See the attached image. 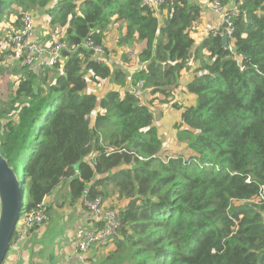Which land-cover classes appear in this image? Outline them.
<instances>
[{
    "label": "trees",
    "instance_id": "1",
    "mask_svg": "<svg viewBox=\"0 0 264 264\" xmlns=\"http://www.w3.org/2000/svg\"><path fill=\"white\" fill-rule=\"evenodd\" d=\"M202 1L214 0H0V151L24 177V209L65 180L81 205L126 200L112 248L90 264H264V0H218L231 33L197 43ZM23 13L45 15L65 44L38 72L1 48ZM114 25L120 62L105 45ZM131 57L139 66L128 70ZM192 61L194 103L171 102ZM88 81L118 87L97 95ZM140 85L153 87L149 103L161 94L159 108L181 110L184 152L164 149Z\"/></svg>",
    "mask_w": 264,
    "mask_h": 264
},
{
    "label": "built area",
    "instance_id": "2",
    "mask_svg": "<svg viewBox=\"0 0 264 264\" xmlns=\"http://www.w3.org/2000/svg\"><path fill=\"white\" fill-rule=\"evenodd\" d=\"M164 0H144L145 4L156 8L161 5ZM210 6L221 12L222 22L218 27L221 33L230 34L231 29H225L223 24L230 22V17L227 15L228 8L221 4L220 1L214 0ZM22 23L18 30L7 36V43L11 47L9 57L13 60H18L21 57L22 61L30 66L35 72L40 69L52 66L59 58L60 51L65 44L56 40L49 46H40L36 39L29 37L31 30H33V15L30 13H23ZM97 54L103 52L102 45H93L91 41L87 42ZM28 51V53L26 52ZM131 55L132 53L129 52ZM101 60L100 58H97ZM142 86L140 85L135 91L138 96ZM86 191V190H85ZM82 207L87 213L88 221L95 226L100 224V227L85 231L84 233H77L76 237V252L79 258L82 259L89 248L97 245H102L110 240L111 236L116 233L120 226V212L119 208L111 207L105 204L101 197L97 196L92 199H84ZM47 218L45 198L34 208L22 209V212L16 223L14 240H11L10 249H17L18 243L27 235V233L34 227L42 226Z\"/></svg>",
    "mask_w": 264,
    "mask_h": 264
},
{
    "label": "crops",
    "instance_id": "3",
    "mask_svg": "<svg viewBox=\"0 0 264 264\" xmlns=\"http://www.w3.org/2000/svg\"><path fill=\"white\" fill-rule=\"evenodd\" d=\"M202 7H203V11L201 13L200 16V20L197 23V28L194 32V37H195V33H201V37L202 38L205 33L207 31H212V30H216L218 29V27L221 25L222 22V17H221V12L214 10L211 6L210 3L206 2V1H202ZM43 14H34V27H35V32L36 35L40 38L43 39V36L46 37L45 41L49 40L48 37L52 31V29L47 25V21L43 20V23L38 25V20H41V18L43 19ZM115 28V27H114ZM116 29H118L116 27ZM51 30V31H50ZM109 33V32H108ZM199 38V39H200ZM107 39H108V34H107ZM199 39H196V42L198 43ZM142 44V43H141ZM46 45H48L46 43ZM105 45L108 46V43L105 42ZM113 51V55H111L110 57L113 58L114 62H120V57H119V48L117 46H110ZM204 53L208 54V51L204 50ZM190 64V68L188 70H183L181 72V79H180V85L176 88V90L173 93L172 96V100L171 102H177L183 105L184 102H186V105L191 104L192 102L194 103V95L192 93H190L187 88H186V84L192 79L193 77V71L194 69L199 65V62H195L192 61L189 63ZM139 64L137 63L136 59L134 57H132L130 59V61L127 63L126 68L128 70H133L135 68H137ZM93 83L91 82V85ZM101 87V86H100ZM117 88L118 85L112 84V83H108L105 82L104 87L102 92L105 89L108 88ZM98 89H93L91 86H89V84L87 83V91L89 92H93V94H97L98 93ZM100 92V93H102ZM100 95V94H97ZM170 103H166V104H171ZM182 102V103H181ZM158 106V105H157ZM162 108H160L161 114L160 117L158 119H156L157 121L161 118V123L166 127V128H174V124L175 122H179L180 121V111L178 114V117L174 116L171 119L169 118V116H166L162 110ZM159 128H158V132H159ZM174 137L176 139V129L174 132ZM177 141V140H176ZM50 197H56V192L52 193L50 195H48L45 198V203H46V208H47V214H48V208L51 205V199ZM104 202L106 205L112 206L114 205L115 207H120L122 208L123 205L126 203V200H117L116 198V194H114L113 196H111L110 198H106L104 199ZM56 206H58L57 202H53ZM79 208V211L82 210V212H79V219L77 221L76 224V228H83L86 227L85 230H91L94 227V224L90 223L88 221V216L86 215L87 213L84 212L83 207L81 204H79V202H76ZM112 204V205H111ZM46 224L40 226L39 228L29 231L27 234V238L25 239L22 248H21V255L18 254L19 250L18 248L15 249H10V259H9V264H13L15 259H17L18 256L27 258L29 254H31V256L36 260L39 261H35V262H41L44 263V261H47L50 259H53V261H57L58 264H74L73 261H79V255L76 252V240H75V236H73L72 239L69 238V242L66 244L65 241H62V239H59L57 241L56 244V248L55 251H51L52 253H50V251H45L44 248V244L45 242L51 238V234L47 233L46 231L44 232L43 230H46ZM45 235V241L43 243H40L39 241L42 239V237ZM112 245V244H110ZM94 248L89 249L87 251V253L84 255L83 258L87 257H91L93 260L97 259L100 254L103 252V248L102 246L97 247V246H93ZM112 248V246H111ZM110 248V249H111ZM110 249H106L107 251ZM46 255V256H45ZM40 257V258H39ZM42 257V258H41ZM45 258V259H44ZM82 258V259H83ZM88 261V260H87ZM63 262V263H62ZM75 263V264H76Z\"/></svg>",
    "mask_w": 264,
    "mask_h": 264
},
{
    "label": "rangeland",
    "instance_id": "4",
    "mask_svg": "<svg viewBox=\"0 0 264 264\" xmlns=\"http://www.w3.org/2000/svg\"><path fill=\"white\" fill-rule=\"evenodd\" d=\"M43 20H47L45 15L43 16V19L41 18V20H38V25L42 24ZM34 21H35V19L33 17V30H31V33H30L29 37L31 39H36L39 42L40 46L41 45L43 47L49 46L51 44V42H53L54 40H57L59 38L61 32H60V28L59 29L57 28L56 30H52V31L50 30L51 33H50V35L48 37L49 40L45 41L44 40V38H45L44 36H43V39H40L36 35V32H35ZM119 35H120L119 34V30L116 29V25L112 26V28L109 30V33H108V39L105 41L106 43H108V50H112V52L111 51L109 52L110 56L113 55V49L110 46H117L116 42H117V39H118ZM205 35H206V33H205ZM200 37H201V33H195V38L196 39H199ZM46 43L48 45H46ZM7 46H8V43L4 42L2 44L1 48L2 49H6ZM143 46H144V44H139V45L137 44V46H136V48L134 50L135 53H136V51H138ZM26 52L28 53V51H26ZM91 82L92 81H88L87 83L93 89L100 88L98 91H102L103 90V87L97 86V85H95V83H93L91 85ZM147 98L149 99V95H148ZM162 98H163L162 95L158 94L157 95V100L158 101L156 100L153 104L155 106L159 105V100L162 99ZM183 105H186V102H184ZM161 108H162L161 109L162 112L166 116H169L170 119L172 117H174V116L178 117L179 111L181 112V110H179L177 108H173L169 104H166V103L162 104ZM155 123L157 124V126H158V128L160 130L159 131V135L161 137V140L163 142V146H164L165 150H167L169 153H173V152H176V151H181V152L185 151L184 147L177 143V141H176V139L174 137L175 129H173V127L172 128H166L161 123V118L158 121H156ZM175 123H177V122H175ZM68 183H69V180L63 181L58 186V188L56 190V197H50L52 202H51V205L48 208L47 218L45 219V221L42 224V225L46 224V227H47V229L43 230V231L44 232L46 231L47 233L51 234V238L48 239L45 242V244H44L45 251L49 250L50 253H52L51 251H53V250L55 251L56 244H57V241L59 239H62V241H65V243L67 244L69 242V238L72 239L73 236H75L77 233H79V232L84 233L85 231H88V230H85L86 227L78 228V229L76 228V224H77V221L79 219V212H82V210L79 211L78 205L76 203V202H79V201L70 200V195H69V190H68V188H69ZM53 202H57L58 206H56ZM24 204H25V200L23 201L22 205H24ZM79 204H80V202H79ZM84 212H85V210H84ZM27 235L18 243L17 248L19 250L18 254H20V255H21L22 245H23L25 239L27 238ZM43 240L45 241V235L42 237V239L39 242L43 243L44 242ZM75 240H76V237H75ZM110 244H112V241L108 240L107 243L102 245V247H104V248L102 249L103 252L101 254L107 252L106 249H110L111 248L112 245H110ZM10 251L11 250L9 248V250L7 252V255H6V258H5V263L4 264H9ZM19 258H21V256H18L17 259H15L13 264H16ZM88 258L89 257L87 255V257L77 261V263H76V261H73V262H74V264L75 263L76 264H90L89 261H87V260H89ZM32 260L39 261V260H36V258L34 259L33 257H32ZM44 263L58 264L56 260L55 261H53V259L48 260V258H47V261L46 260L44 261Z\"/></svg>",
    "mask_w": 264,
    "mask_h": 264
},
{
    "label": "water",
    "instance_id": "5",
    "mask_svg": "<svg viewBox=\"0 0 264 264\" xmlns=\"http://www.w3.org/2000/svg\"><path fill=\"white\" fill-rule=\"evenodd\" d=\"M227 39L225 35L221 37V44L226 46ZM172 86H164L159 89H169ZM153 90V87H144L140 90L138 97L140 105L145 106L154 114L155 118L160 117L161 111L158 106L149 103L148 95ZM78 162L72 164L74 170L78 169ZM19 178V179H18ZM20 180V182H19ZM24 177L17 175L14 167L9 163V160L0 151V264H4L7 252L10 248V243L15 232L16 223L26 206L22 205L24 199ZM16 264H48L35 262L32 260L31 254L27 258H19Z\"/></svg>",
    "mask_w": 264,
    "mask_h": 264
},
{
    "label": "clouds",
    "instance_id": "6",
    "mask_svg": "<svg viewBox=\"0 0 264 264\" xmlns=\"http://www.w3.org/2000/svg\"><path fill=\"white\" fill-rule=\"evenodd\" d=\"M226 7H227V5H226ZM227 8H229V7H227ZM222 34H225V33H222ZM226 35V34H225Z\"/></svg>",
    "mask_w": 264,
    "mask_h": 264
},
{
    "label": "flooded vegetation",
    "instance_id": "7",
    "mask_svg": "<svg viewBox=\"0 0 264 264\" xmlns=\"http://www.w3.org/2000/svg\"><path fill=\"white\" fill-rule=\"evenodd\" d=\"M4 263H5V261H4Z\"/></svg>",
    "mask_w": 264,
    "mask_h": 264
},
{
    "label": "bare ground",
    "instance_id": "8",
    "mask_svg": "<svg viewBox=\"0 0 264 264\" xmlns=\"http://www.w3.org/2000/svg\"><path fill=\"white\" fill-rule=\"evenodd\" d=\"M138 66V65H137Z\"/></svg>",
    "mask_w": 264,
    "mask_h": 264
}]
</instances>
